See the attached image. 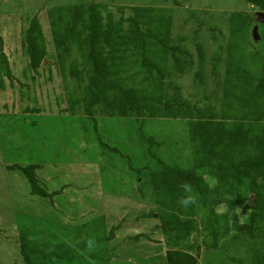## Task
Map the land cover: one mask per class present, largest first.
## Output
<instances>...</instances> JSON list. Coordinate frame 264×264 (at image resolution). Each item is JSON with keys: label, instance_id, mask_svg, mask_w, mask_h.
I'll use <instances>...</instances> for the list:
<instances>
[{"label": "trees", "instance_id": "1", "mask_svg": "<svg viewBox=\"0 0 264 264\" xmlns=\"http://www.w3.org/2000/svg\"><path fill=\"white\" fill-rule=\"evenodd\" d=\"M89 1L46 11L49 47L40 12L32 16L21 37L29 72L36 74L45 62L56 65L70 109L78 108L93 122L96 116H105L137 123V136L159 167L149 170L147 179L156 211L141 217L158 220L168 246L166 264H198L189 243L192 234L200 237L206 250H217L227 239L244 243L254 264L260 263L264 260L260 247L264 244V23L257 24L255 13L245 10L212 13L208 20L197 18L189 36L174 37L172 8L131 6L128 15L121 10L117 15ZM245 1L264 12V0ZM254 25L258 40L252 36ZM204 32L211 33L209 51V45L200 41ZM187 74L192 86L204 89L203 105L185 98L176 83ZM15 81L0 35V90ZM209 81L212 93L211 85H205ZM151 119L187 122L191 166L183 168L169 154H156L163 140L145 132ZM17 168L29 182L31 195L52 197L38 185L35 167ZM184 183L191 186V193L183 190ZM189 195L193 202L182 207L179 201ZM220 207L223 212H216ZM243 210L247 214L240 218ZM89 240L73 248L21 236L20 254L24 264H85L78 249L90 248Z\"/></svg>", "mask_w": 264, "mask_h": 264}, {"label": "rangeland", "instance_id": "2", "mask_svg": "<svg viewBox=\"0 0 264 264\" xmlns=\"http://www.w3.org/2000/svg\"><path fill=\"white\" fill-rule=\"evenodd\" d=\"M93 1L103 11L117 15L120 10L128 15L131 6L172 8L174 37L189 36L197 18L208 20L207 14L259 12L245 0ZM84 2L90 1L0 0V35L17 80L0 90V264H24L21 236L63 242L73 248L91 239L87 242L90 248L78 249L85 264H166L164 251L168 246L158 220L141 217L156 211L147 179L149 170L159 167L149 157L148 145L139 140L137 123L105 116H96L93 122L78 108L70 109L56 65L49 67L45 62L36 74L27 68L21 37L32 16L40 12L49 47L46 11L52 6ZM210 34L204 32L200 38L205 47L209 45L208 51ZM176 83L185 98L203 105L204 89L192 86L191 75ZM205 85H211L208 90L212 93V81ZM145 132L163 140L156 154H169L184 164H180L183 168L192 165L185 120H147ZM27 165L35 167L38 185L52 197L30 194L29 182L17 168ZM216 212H223V207ZM246 214V210L241 211L240 218ZM189 243L198 264H254L249 247L233 239L222 242L217 250H206L195 234ZM260 247L264 252V244Z\"/></svg>", "mask_w": 264, "mask_h": 264}, {"label": "clouds", "instance_id": "3", "mask_svg": "<svg viewBox=\"0 0 264 264\" xmlns=\"http://www.w3.org/2000/svg\"><path fill=\"white\" fill-rule=\"evenodd\" d=\"M181 187L183 188V190L185 192L191 193V191H192L191 186L187 183L182 184ZM191 202H193V197L191 195H189L188 197L181 199L179 201V204L182 207H186Z\"/></svg>", "mask_w": 264, "mask_h": 264}, {"label": "water", "instance_id": "4", "mask_svg": "<svg viewBox=\"0 0 264 264\" xmlns=\"http://www.w3.org/2000/svg\"><path fill=\"white\" fill-rule=\"evenodd\" d=\"M255 20L257 24H263L264 23V12L259 11L255 13ZM257 29H258L257 25H254V27L252 28V36L254 37V39L258 38Z\"/></svg>", "mask_w": 264, "mask_h": 264}]
</instances>
